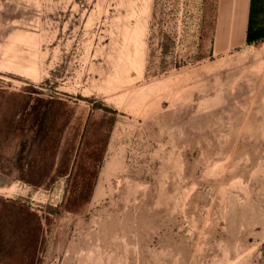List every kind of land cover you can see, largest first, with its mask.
Listing matches in <instances>:
<instances>
[{"label":"rangeland","instance_id":"obj_1","mask_svg":"<svg viewBox=\"0 0 264 264\" xmlns=\"http://www.w3.org/2000/svg\"><path fill=\"white\" fill-rule=\"evenodd\" d=\"M247 9L0 0V264H264Z\"/></svg>","mask_w":264,"mask_h":264},{"label":"trees","instance_id":"obj_2","mask_svg":"<svg viewBox=\"0 0 264 264\" xmlns=\"http://www.w3.org/2000/svg\"><path fill=\"white\" fill-rule=\"evenodd\" d=\"M264 38V0H251L246 41L252 44Z\"/></svg>","mask_w":264,"mask_h":264},{"label":"crops","instance_id":"obj_3","mask_svg":"<svg viewBox=\"0 0 264 264\" xmlns=\"http://www.w3.org/2000/svg\"><path fill=\"white\" fill-rule=\"evenodd\" d=\"M248 1V9H247V17L243 15V11L240 13V21H239V26L238 29H240V38L243 39L244 42L247 43L246 41V36H247V27H248V20H249V12H250V3L251 0Z\"/></svg>","mask_w":264,"mask_h":264}]
</instances>
